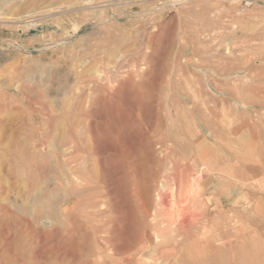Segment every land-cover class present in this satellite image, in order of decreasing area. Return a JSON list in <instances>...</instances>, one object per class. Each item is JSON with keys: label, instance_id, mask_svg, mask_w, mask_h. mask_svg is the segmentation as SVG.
Masks as SVG:
<instances>
[{"label": "rangeland", "instance_id": "1", "mask_svg": "<svg viewBox=\"0 0 264 264\" xmlns=\"http://www.w3.org/2000/svg\"><path fill=\"white\" fill-rule=\"evenodd\" d=\"M218 131L252 188L212 187L201 224L228 256L256 236L264 264V0H0V264H88L87 200L108 231L135 209L132 183L161 175L157 143L181 159Z\"/></svg>", "mask_w": 264, "mask_h": 264}, {"label": "bare ground", "instance_id": "2", "mask_svg": "<svg viewBox=\"0 0 264 264\" xmlns=\"http://www.w3.org/2000/svg\"><path fill=\"white\" fill-rule=\"evenodd\" d=\"M123 120L125 127L126 125L128 126V120L127 124L126 119ZM201 120L202 119H200V121ZM207 124H209V122ZM125 127L123 128V131H125ZM128 130H126L127 133ZM207 131L205 132V134L209 133V131ZM218 133V135H215V139H212L210 142H201L200 140H194L192 143V145L194 144V146L191 147L192 149L189 147L190 151L188 152L187 150V153H184L185 156L183 155V159H180V157L178 158L176 157V155H173L172 151H169L170 147H167L161 143H157L155 148L156 151L154 150L153 152H151V154L150 152L148 154L151 156V158L153 157V159L160 164V166H158V164L155 167H157L156 171L159 172L158 175H160V173L161 175H155L156 179L157 177H159L155 182H153V178L155 179V177H151V180H149L150 185L145 182L144 187L142 186L143 188H139L135 183H132L131 196L134 198L135 209L126 210V217H121L119 215L115 216L111 220L112 227L110 225L108 231H106L103 226L102 228L104 230H100L102 229L100 223V215L102 212H104V210H102L101 208L105 206V203L96 201L90 204L89 200H87L86 206H91L90 208H92L93 211L85 212L84 218H86V223H89L88 226H90V228L92 229L93 235L96 240V249L91 255H89L88 264H260V244L256 236L252 238L253 244L251 246H247L246 244L241 247L238 246L237 251L233 250L234 252L232 253V255L228 256L226 255L227 251L224 245L222 246L216 243L218 240V236L217 238L214 237L213 234H211L209 227L206 224H204V226H202L201 224L202 220L203 222H205L204 219H206V215L210 212V208L208 207V203L211 201L209 190L212 187L219 185V183H225L227 178L229 179V177L231 176L235 180V184H237L238 182L241 183L248 191L250 188H252V184L250 185V183L242 180V174H240L241 176L237 175L236 173L238 172V170L236 171L233 169L235 168V166H237V164H240L241 162H244L246 160L240 158L239 156L232 157L231 154L224 153L223 151H218L219 139L221 141L223 139H226L224 136V131H218ZM238 133V129H231L227 132V138L228 134H230L232 137H235H231V141H235L237 143V148L239 149V151H243L244 147L248 146V144L245 143V136ZM195 135L197 136V134ZM86 140L88 142V145L87 148L84 149L85 153L88 152L89 155L90 152H93L94 154V151L96 149L95 146L91 145L90 143L92 142V139L88 137V139L86 138ZM75 147L76 145L72 142L69 145L68 149H73ZM251 147L252 146L250 145L248 150H250ZM239 151L237 153L238 155ZM170 153L172 155H170ZM246 153L247 156H250L252 151H248ZM123 155L125 156L126 154ZM229 155L232 157L231 161H229L232 163V166H227L228 164L225 163V158H227ZM70 160L72 161V159ZM179 160H185L184 162H186L187 160L190 163L189 165L187 164L181 167L179 166ZM247 160H250L252 164L255 163L254 158L251 159L250 157H248ZM72 163L70 162L67 165L70 171V175L74 177L72 179V182L79 183V187L80 185L86 186L89 183L88 179H86L85 177L76 178ZM169 163H172L169 167H174H167ZM251 167L250 173L251 171L256 172L255 164ZM258 170L260 172L259 168ZM99 171H101V169H99ZM167 171L171 173V175L169 174L171 178L166 177V173H168ZM241 172H243V168ZM97 174H99L98 171ZM253 174L254 173H252V175ZM74 179H76L75 182ZM151 181L153 182L152 184ZM230 184L232 183L230 182ZM253 190H255V188ZM253 198L255 199V196H253ZM97 217H100L98 218L99 220H97ZM182 233L185 235L184 242L178 240V236ZM128 236H130L131 238H129ZM169 246L176 248V252L171 254H161L162 250H166ZM148 252H150V254L147 255Z\"/></svg>", "mask_w": 264, "mask_h": 264}]
</instances>
